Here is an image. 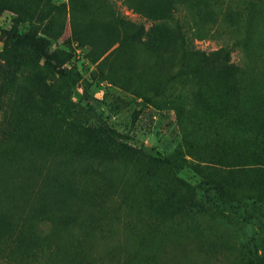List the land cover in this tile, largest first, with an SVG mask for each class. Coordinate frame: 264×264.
Segmentation results:
<instances>
[{"label":"rangeland","instance_id":"1","mask_svg":"<svg viewBox=\"0 0 264 264\" xmlns=\"http://www.w3.org/2000/svg\"><path fill=\"white\" fill-rule=\"evenodd\" d=\"M52 1L39 30L67 81L17 48L5 31L32 23L0 3V264H264V0ZM17 49V104L135 155L72 159L10 106ZM179 180L193 198L171 214Z\"/></svg>","mask_w":264,"mask_h":264},{"label":"trees","instance_id":"2","mask_svg":"<svg viewBox=\"0 0 264 264\" xmlns=\"http://www.w3.org/2000/svg\"><path fill=\"white\" fill-rule=\"evenodd\" d=\"M0 3H11L18 7L22 13V20L32 23V28L27 31H19L18 29L5 31L6 35L23 51V46H29L35 53L44 57L46 63L64 80H69V74L61 64L60 57L55 52H50L48 47V39L44 34L40 33V26L47 21L52 23L55 20L54 14L62 10V3H54L52 0H0ZM13 63L14 68L9 69L6 73L7 80V100L13 108L22 109L24 113L33 115L37 126L48 131V133L56 139L58 144L66 150L67 154L78 161L92 160L98 158H128L134 156L136 151L131 146L115 141V135H121L114 129H77L73 124L64 125L59 122L53 113L50 102L41 99H32L29 103V109H24V104H17V90L19 85L18 70L22 60L19 49L14 52ZM155 164L168 163L169 160L159 156H150ZM44 180L52 177L51 161L43 163ZM51 171V172H50ZM179 187L183 190L179 198L175 202H167L168 212L176 213L181 207L193 198L189 185L179 180ZM41 193L38 191L36 194ZM191 193V195H190ZM35 194V196H36ZM16 196V194H12ZM33 197V201L36 197ZM35 203V202H34ZM36 207L32 204L31 209ZM264 216V212H261Z\"/></svg>","mask_w":264,"mask_h":264}]
</instances>
